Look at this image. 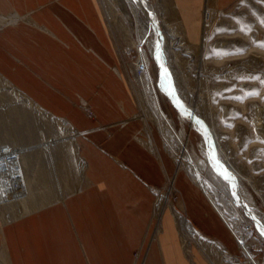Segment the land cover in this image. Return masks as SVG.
<instances>
[{
    "label": "rangeland",
    "instance_id": "374dc122",
    "mask_svg": "<svg viewBox=\"0 0 264 264\" xmlns=\"http://www.w3.org/2000/svg\"><path fill=\"white\" fill-rule=\"evenodd\" d=\"M140 1L156 8L158 14L166 20L168 30L174 33V37L166 36L165 38L162 34L159 37L161 45L159 54L156 57H159L160 62L150 52L148 45H139L141 34L146 28L145 22L139 15L130 13V22L124 20L131 36L130 41L119 32L118 28L113 29L111 27L101 3L99 0H94L109 39H102L108 54L100 50L96 52L102 56L106 55V59L101 56L106 60V63L108 62L103 64L107 65L112 75L124 84L136 109L132 116L120 122L139 121L141 123L140 128L130 138V141L140 145L150 153L162 169V152L173 162L171 174L163 171L162 184L158 187H148L152 195L149 221L141 237L140 245L131 253L130 264H144V260L154 244L158 248L159 258L161 260L165 259L161 248V238L165 234L168 225L171 226L174 232L175 242L182 259L188 264H200V261L210 264L202 255L200 248L194 243L188 242L186 246L188 250H185L172 208L179 214L185 215L201 236V239L208 244H220L227 255L239 264H264V235L262 234V232L264 233V142H262L264 141V0H238L225 11H217V19L211 36L209 35L201 41L199 33L198 43H191L186 39L184 28L180 24L172 0ZM123 3L128 6L126 0ZM108 4L111 6L115 21L124 18L123 10L116 0H109ZM205 6L207 7V5ZM209 8L211 7L209 6ZM14 14L17 17L7 21V24L1 19V17L8 18ZM0 16V29L3 30L16 29L18 26L27 23L25 18L28 20V16L19 14L16 11H10ZM148 39L151 40L152 36H148ZM61 46L67 47L66 44H61ZM132 47L138 48L140 54H142V51L146 52L149 62H146L148 75L145 79L148 78L151 82L158 110L163 116L161 123L171 125L167 127L163 135L149 120L139 93L136 91L138 87L142 89V84L140 83V85L134 81L136 77L133 67L135 58H126L122 54L126 48ZM0 50L11 61L10 63L9 61L0 60V64L8 69L9 76L16 83L3 74L1 66L0 76L43 111L49 113L55 119L67 122L75 131L73 137L78 147V156L85 168L80 176L81 185L79 190L63 199V202H65L71 195L84 190L87 186L84 172L87 170L88 163L82 155L79 140L87 139L88 134L85 131L78 130L67 116L52 112L51 109L44 107L32 98V96H35L33 85L39 81L44 87L54 90L73 107L77 108L86 120L96 122L98 123L97 126L100 127L101 125H99L98 117L91 103L75 90V88L81 89L78 78L84 80L88 86L102 81L100 65L91 56L77 54L78 59H76L71 54L70 56H74L77 61L69 57L68 60L72 63H78L79 66L76 74L71 73L70 77H50L36 71V61L26 62V60L19 58L14 51L11 52L6 49L1 41ZM110 54L114 59L113 62L109 61V59L111 60ZM16 67L18 71L14 73L12 70ZM21 67L28 69L38 77V80L35 81L36 78L30 75L34 80L33 82L30 79L31 81L29 80L28 83L32 96L21 88L28 87L24 84L27 82V78L23 77L22 72L24 69ZM169 68L175 74L177 98L179 97L190 104L198 115L208 121L211 128L204 135L205 137L203 136L208 166L213 169L218 167L229 176L228 178L231 181L224 176H221V179L230 185L229 188L233 193H237V188L241 189L243 202L237 196L233 197L226 194V188L223 184H220L221 182L218 183L220 186L211 188V192L215 197V201H211L208 192L192 181L186 170L180 168L177 160L171 155L169 146L179 148L182 144L186 158L195 164L197 160L203 159L201 153L203 137L196 128L190 125L189 120L186 121V117L191 119L193 116H188L190 113L185 114L186 111L178 107L174 95L167 91L168 84L162 77V71ZM116 72H118V75ZM83 73L86 77H80ZM16 100L17 98L0 91V195L2 194L1 196L4 197L3 201H5V205L7 204L6 207L10 211L12 210L11 212L19 211L23 207L21 205L25 203H30V207L42 206L47 202V199L54 200L55 196L58 197V194H64V191L69 190L68 182H63L65 185H60L62 189L64 188L62 190L58 184L54 183L56 181H52L53 171L50 165L48 141H51L52 138L57 139L55 123L46 120L35 110L26 109L28 107L23 108ZM120 127L121 124L118 123L117 128ZM148 128L149 130H147ZM104 129L108 136L113 135L114 130H111V128L106 129V127ZM181 133L184 135L183 138ZM211 141H213L212 144ZM3 146L7 148L4 153L1 150ZM41 148L42 151H40ZM34 151H40L41 153L39 152L38 155V152L35 153ZM37 155L39 158H36ZM40 155H43V157ZM35 158L37 161L41 160L36 162ZM43 163L46 172L49 174L48 183L45 180H40L38 175V165L41 166ZM180 175L188 181L185 183L186 185L189 183L188 186H192L197 190L199 201L208 211V214L216 221L218 219L221 228L218 231L219 233L204 229L188 213V207L194 208L195 203L191 200V196H187V191L181 186V182L178 183ZM199 180L201 184H207L208 174L206 171L200 174ZM171 184L174 187L172 192H170ZM204 185L202 186L204 187ZM50 190H53V193ZM165 196L172 208L165 206L161 208L162 212H157L155 216L154 212L158 211L159 200ZM245 203L258 216L257 220L246 208ZM57 204H60V202ZM230 204L235 209L231 208ZM67 206L68 202L62 208L54 210L56 213L53 216L48 214L42 218L41 240L38 249L39 263L101 264L105 262L100 261L99 255V249H102V237L96 232V229L92 228V236L89 240L90 246L83 244V248L78 238L76 239V236L72 233L66 210ZM37 213L28 214L5 224L0 223V229ZM1 247L0 243V251L2 250ZM127 259H129V255L125 254V260ZM218 260L217 264H233L222 259Z\"/></svg>",
    "mask_w": 264,
    "mask_h": 264
},
{
    "label": "crops",
    "instance_id": "0c3cea01",
    "mask_svg": "<svg viewBox=\"0 0 264 264\" xmlns=\"http://www.w3.org/2000/svg\"><path fill=\"white\" fill-rule=\"evenodd\" d=\"M172 1L186 39L191 43H198V22L205 1ZM236 1L238 0H210L209 6L216 11H225ZM10 11L28 16L33 26L25 23L16 29H0V41L6 49L14 51L26 62L36 61L35 67L39 74L70 77L71 73L76 74L79 66L78 63L68 60V57L77 61V54H85L100 65V76L103 78L98 84L90 86L78 78L81 89L75 88L93 106L101 125L98 127V123L86 120L65 98L44 87L37 81L36 75L21 67L24 69L23 77L27 78V84H24L28 85L27 88H21L30 96L33 95L28 84L32 75L37 81L33 85L35 96L32 98L52 112L67 116L78 130L88 134L87 139L79 140L82 155L88 163L84 172L87 186L71 195L65 202L62 200L58 201L60 204H50L41 208L40 212L37 210L38 213L32 212L37 214L31 217L1 228L0 264H40L38 249L42 218L48 214L53 216L56 213L54 210L62 208L67 202L66 210L72 233L82 246H90L91 229L94 228L102 237L99 255L100 261L105 262L101 264H130L131 253L140 245L149 221L152 195L148 187L160 186L163 182V171L171 174L173 162L162 152V169L150 153L130 141L140 128L139 121L120 122L132 116L136 109L124 84L104 65L108 63L105 60L106 55L96 52L100 50L108 54L102 40L108 37L94 0H0V15ZM61 44H66L67 47L64 48ZM110 57L109 61L113 62L112 54ZM9 59L0 50V60L11 63ZM0 66L3 74L13 80L8 69L2 64ZM12 71L17 73V67ZM80 77H86L85 73ZM118 123L121 124L120 128H117ZM104 127L114 130L111 137L105 133ZM179 182L195 203L194 208L188 207V213L201 227L217 233L221 229L220 223L203 207L197 190L188 186L189 183L186 185L188 181L182 175L178 178ZM161 248L165 255L164 260L159 258L158 248L154 244L144 264H188L180 256L174 232L169 225L161 238ZM125 254L129 255V259L125 260ZM200 264L205 263L200 261Z\"/></svg>",
    "mask_w": 264,
    "mask_h": 264
},
{
    "label": "bare ground",
    "instance_id": "6f19581e",
    "mask_svg": "<svg viewBox=\"0 0 264 264\" xmlns=\"http://www.w3.org/2000/svg\"><path fill=\"white\" fill-rule=\"evenodd\" d=\"M107 1L106 0H99V2L102 5V9L104 10V12L108 18V21H109L111 27L113 29L115 27L118 28L119 32H121L126 38H128V40L131 41V36L129 35L128 29H127V26H126L124 20L126 19V21L128 23L130 22V13H135L136 15H139L143 19V21L145 22L146 28L143 26L145 28V31L141 34V39H140L139 45H142V44L148 45L150 52L154 55V57L159 54V49H160V45H161L160 44V38H159L160 35L162 34L165 38H166V36L174 37L173 36L174 33L172 31L168 30L166 20L163 19V17H161L158 14L156 8H154L153 6H149L145 2H141L140 0H126L128 2V6H127L123 3L124 0L123 1L122 0H116L118 5L123 10L124 18L120 19V20L116 19L117 21H115V18H114L115 16L111 11V6L108 4L109 0H107ZM154 1L156 2L157 0H154ZM209 2H210V0H205V3L203 4L204 6L207 5V8L212 10V12L210 14L211 19H210V23L208 25V28L205 31H201V17H200L199 22H198L199 23V31H200L199 33H200V35H202L201 41L203 39H205L207 36H209L210 34H212L213 28L215 26V22L217 19L216 16L214 15V12H213L216 10L209 8ZM204 8H206V6L203 7V9ZM112 10H113V8H112ZM142 13L145 15V17ZM13 17H17L16 14L11 15L8 18L7 17H1V19L6 23L7 21L12 20ZM25 21L28 24L32 25L29 22V20H27L26 18H25ZM148 21L151 23H149ZM8 23H10V22H8ZM162 25H163V29H162ZM152 28H154V29H152ZM40 29H43V28L40 27ZM150 35L152 36L151 40L148 39V36H150ZM172 42L174 43V41H172ZM138 48L140 50L139 46H138ZM142 53H144V55L146 56L145 51H142ZM145 59H146V62H149L147 56L145 57ZM157 60H158V62H160L159 57L157 58ZM116 74L118 75V72H116ZM146 76L147 75H145L144 77H140V78L135 77L134 81L138 82L139 84L140 83L142 84V89H139L141 87H138L136 91L139 93L141 103H142V105L146 111V114H147L149 120L151 121V123L154 126H156L161 131V133L163 135L165 133L167 127H170L171 125L170 124L167 125L166 123L163 124V122L161 123L163 116L160 114V112L158 110V106H157L155 95H154V92H153V89L151 86V82L148 78L145 79ZM162 77H163L164 81L167 82V84H168L167 91L170 94L174 95V97L177 101L178 107H180L182 110L186 111L187 113L185 112V114L190 113V114H188V116L189 115L193 116V117L191 116L193 118V119L191 118L192 120L190 118L187 119V117H186V121L189 120L190 125L193 126L194 128H196L199 131V133H201V135L203 137L207 133V131L209 132L211 130V128L208 124V121L203 119L200 115H198L196 110L194 108H192L190 104H188L184 100L180 99L179 97L177 98V96H176L177 88L175 86V83H176L175 74L170 68L166 69V70L164 69L162 71ZM0 91H2L3 93H5L9 96L11 95V96L17 98V100H16L17 103L19 105L23 106V108L28 107L26 109L35 110L36 112L40 113L46 120H51L55 123V128L57 131V132H55V134H56L57 139L52 138L51 141H48L49 147H50L49 151H48L49 155H50V159H51L50 165H51V169L53 171V180L52 181H56L54 183L58 184V186L65 185L64 184L65 182H68V185H69V187H68L69 190L64 191L65 192L64 194H58L59 196L58 197L55 196L54 200L47 199L46 203H44V204H42V206H38V207H30V203H27V204L25 203L24 205H21L23 207L20 208L19 211H17V212L13 211L15 213L11 212L12 210L10 211L6 207L7 204L5 205V201H3L4 197H2L1 196L2 194H1L0 195V223L5 224V223L11 222L13 220H16L17 218L23 217L24 215H28L32 212H35L41 208H44L50 204H53V203L58 202V201H62L68 195L78 191L80 188V185H81L80 184V181H81L80 176H81V174H83V169L85 167H84L82 160L78 156V147H77V144L75 143V140L73 137V134L75 131H74V129L71 128V126L67 122L53 118L49 113H46L45 111H43L38 105H36L31 100H29L22 92H20L18 89L13 87L9 82H7L1 76H0ZM147 130H149V128ZM34 134H32V135L34 136ZM182 136L184 137V135L181 133V137ZM204 137H203V142L201 143V145H202L201 146V153H202L203 159L197 160V162L195 164L186 158L185 154L183 153V146H181L182 144L180 145L179 148L169 146V148H170L169 150H170L171 155L174 157L175 160H177L178 166H180V168H184L186 170V172L190 175V178L192 179V181H194L197 185H199L200 187H202L203 189H205L208 192V197L210 198L211 201H215V197L213 196V193L211 192V188H215V186H220V184H223V186H225V188H226V192H225L226 194L232 195L233 197L237 196L243 202L241 189L237 188V193H233V191L230 190V188H229L230 185L226 184L221 179V176H224L225 178L230 180L228 178L229 176L226 173H224L223 171H221L218 167L216 169H213V168L208 166V162H207L208 159L206 158V146H205ZM30 139H32V138H30ZM213 141H214V139H213ZM213 141H211V144L213 143ZM34 146H35V144H34ZM38 149H36V150H38ZM40 151H42V148ZM37 152L38 151H36L35 153H37ZM39 152H38V155H39ZM38 155L36 156V158H39ZM211 155H213V154H211ZM34 157H35V155H34ZM41 157H43V155ZM40 160H38V161H40ZM38 161L36 159V162H38ZM37 171H38V175H39L40 180H42V181L45 180L47 182L49 174L46 172V168L44 166V163L41 166L38 165ZM203 171L204 172L206 171V173L208 174V182L205 185L201 184V182L199 180V176ZM232 181H233V179H232ZM218 183H220V184H218ZM18 184L20 185V183H18ZM49 185H51V184H49ZM202 185H204V187ZM239 186H240V184H239ZM170 187H171L170 192L174 191V187H172V184L170 185ZM233 187H235V186H233ZM50 188H51V186H50ZM61 189H62V187H61ZM50 191L53 193V190H50ZM66 192H67V194H66ZM5 197H6V195H5ZM7 198H8V196H7ZM8 199H10V198H8ZM28 201H26V202H28ZM7 202H8V200H7ZM165 206L172 208V206L168 202L166 196L162 197L159 200V204L157 206L158 211H155L154 215L156 216L157 212L161 213L162 212L161 208H163ZM230 206H231V208L235 209V207L232 204H230ZM245 206L252 213L254 218H256V220H257L258 216H256V214L247 205V203H245ZM172 210H173V213L175 215L177 229L181 235L182 245L185 247L186 251L188 250V248L186 249L188 242H192L195 245H197L198 248H200L202 255L208 260V262L210 264H217L219 261L218 259H222L223 261H228V262H231L233 264H239V262L235 261L232 257L227 255V253L225 252V250L222 248V246L220 244H218V243L208 244L206 241L201 239V236L193 228V226L187 220L185 215L183 216V215L179 214L173 208H172ZM219 211H221V210L219 209ZM262 234L264 235L263 232H262ZM146 237H149V236H146ZM144 247H145V245L143 246V249H144Z\"/></svg>",
    "mask_w": 264,
    "mask_h": 264
},
{
    "label": "built area",
    "instance_id": "2783aa9c",
    "mask_svg": "<svg viewBox=\"0 0 264 264\" xmlns=\"http://www.w3.org/2000/svg\"><path fill=\"white\" fill-rule=\"evenodd\" d=\"M212 10L208 9L207 7L202 9L201 12V31H205L208 28L210 23ZM214 15L216 16L218 13L217 11H213ZM202 36V35H201ZM126 58L134 59L133 63L134 72L136 77H144L148 75L147 63L145 61L144 53L140 54L135 47L126 48L122 53ZM135 56V57H134ZM7 148L5 146L1 147L2 152L4 153Z\"/></svg>",
    "mask_w": 264,
    "mask_h": 264
},
{
    "label": "snow or ice",
    "instance_id": "6c2138e0",
    "mask_svg": "<svg viewBox=\"0 0 264 264\" xmlns=\"http://www.w3.org/2000/svg\"><path fill=\"white\" fill-rule=\"evenodd\" d=\"M262 142H264V141H262Z\"/></svg>",
    "mask_w": 264,
    "mask_h": 264
},
{
    "label": "water",
    "instance_id": "95a60500",
    "mask_svg": "<svg viewBox=\"0 0 264 264\" xmlns=\"http://www.w3.org/2000/svg\"><path fill=\"white\" fill-rule=\"evenodd\" d=\"M158 35V34H157ZM156 57V56H155Z\"/></svg>",
    "mask_w": 264,
    "mask_h": 264
}]
</instances>
